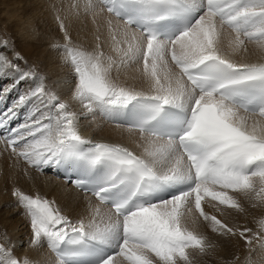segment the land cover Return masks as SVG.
I'll use <instances>...</instances> for the list:
<instances>
[{
	"label": "snow or ice",
	"instance_id": "6c2138e0",
	"mask_svg": "<svg viewBox=\"0 0 264 264\" xmlns=\"http://www.w3.org/2000/svg\"><path fill=\"white\" fill-rule=\"evenodd\" d=\"M85 11L106 29L92 50L74 44L57 17L65 43L53 47L72 78L70 100L56 82L21 68L19 52L13 59L0 52V78L35 85L0 115V141L32 169L73 172L69 182L96 201H88L87 220L73 222L54 200L15 188L30 244L46 242L57 264H192L190 251L211 245L189 218L264 242L204 207L242 211L234 194L264 205V0H88ZM250 44L261 61L234 58ZM131 66L140 87L119 79L120 68ZM26 106L24 122L9 128ZM83 112L126 124L143 155L83 137ZM258 226L264 232V219ZM0 264L34 262L0 243Z\"/></svg>",
	"mask_w": 264,
	"mask_h": 264
},
{
	"label": "bare ground",
	"instance_id": "6f19581e",
	"mask_svg": "<svg viewBox=\"0 0 264 264\" xmlns=\"http://www.w3.org/2000/svg\"><path fill=\"white\" fill-rule=\"evenodd\" d=\"M87 3L88 0H73L70 5L66 4L64 0H52L51 2H47L46 0H29L25 4L28 7L26 11L25 6H19L20 0H0V41L7 40L9 42L7 48H0V52H3L9 59H13L14 54L19 52L23 57L22 60L18 61L21 68L24 70L34 68L38 73L48 77L49 83L56 82L61 98L70 100L71 93L69 88L71 87L72 79L68 75L69 69L61 60V54L48 48L37 53L40 47L39 41L42 37H46L45 33L42 32L45 30L40 31V28L42 26L46 27L47 32L58 30L59 25L57 22L59 20L57 17L61 19V16L66 15L65 18H69L72 14H75L77 18H71H74V26L83 34L81 41L87 45L95 46V35L98 31L106 34V29L102 17H98L94 21L92 13L85 11ZM38 16L40 17L38 20L39 33L35 30L36 27H30L32 25L30 22H33ZM248 49L247 53H241L234 58L245 61L262 58L261 53L254 45H248ZM105 51L106 53L108 52L107 47H105ZM14 62L17 61L14 60ZM135 75V66L122 67L119 70L121 82L140 87L139 82L133 78ZM14 79L13 75L0 78V93H3L5 88H12V91L7 93L6 98L0 99V106L4 104L0 108L1 115L6 112L7 108L11 106L20 93L29 87L35 86L31 82H20L13 87ZM71 103L73 105L72 110L82 112L77 102L71 101ZM28 107L26 106L19 111L17 117L12 120V127H16L24 122ZM79 131L85 138L112 141L128 147L137 155H143L144 148L137 138L138 134L128 132L125 124L106 120L99 114L83 112L79 118ZM0 143L5 145L3 141H0ZM26 169L27 171H25ZM17 187L27 194H40L49 200H54L62 213L69 216L73 222L80 218L87 220L88 201L92 200L93 203H96L91 194L75 189L69 183L62 180L61 177H57L49 171H37L28 167L23 160H19L13 154L9 162L5 164L0 176V205L9 198L11 201L16 199L12 195V192ZM18 206L17 208L20 209V206ZM7 210V207L4 208L3 214ZM103 211H106V207H102ZM6 218H9V216ZM9 223V225H6L9 232L12 235H20L15 239L13 238L10 243L17 257L26 256L34 264H57V258L49 251L46 242H42L36 246L32 245L30 249L24 250L23 246L30 243L32 233L16 230V225L21 223L15 219L10 218ZM22 228L26 229L27 225H24ZM28 228L30 229V227Z\"/></svg>",
	"mask_w": 264,
	"mask_h": 264
},
{
	"label": "rangeland",
	"instance_id": "374dc122",
	"mask_svg": "<svg viewBox=\"0 0 264 264\" xmlns=\"http://www.w3.org/2000/svg\"><path fill=\"white\" fill-rule=\"evenodd\" d=\"M47 2H51L52 0H46ZM66 4L70 5L73 0H64ZM29 0H20L19 6H25V10L27 8L25 4H27ZM18 7V6H16ZM65 16H61V19L67 28L69 35L72 38V42L78 46H81L87 50H92L95 46L87 45L81 41L82 32L77 30L73 23H75L74 18H77L75 14H72L71 17L74 18H65ZM39 16L32 22H30V27L35 28L38 31V20ZM60 20L57 24H60ZM37 22V23H36ZM57 25V26H58ZM43 28V29H42ZM45 30V31H42ZM40 31L45 33L46 37H42L39 41L40 47L37 53L43 51V49H50L58 52L57 47H53V45H63L65 43L64 33L60 30V26H58V30L49 31L46 27L42 26ZM59 53V52H58ZM60 54V53H59ZM72 79V78H71ZM13 153L9 148L0 143V176L3 172L5 164L9 162V159ZM231 194V193H230ZM236 198L239 200L241 204L242 211H238L235 209H228L224 206H220V210L214 206L213 204H204L205 211L210 215H216L219 219L227 223L230 227L235 229L243 230L244 228L251 229V232L246 233L247 236H252L253 233H260V237L264 238V233L261 232L258 223L260 220L264 219V205H261L255 201H250L245 198L243 195L234 194ZM255 205V206H254ZM18 203L16 199L11 201L9 198L2 205H0V243H4L7 247L13 248L11 240L17 238V234L12 235L11 232L6 228V225H9L10 218L17 220L21 224H17V229L21 232H29L31 233V229H29V221L28 217L25 214L23 208H17ZM7 207V212L3 214V209ZM19 207V206H18ZM9 218H6L8 217ZM24 225H27V228L24 229ZM188 226L204 235L207 238V243L211 245V247L205 252L200 253L196 250H191L190 255L192 259V264H264V242L260 238H253L252 242L249 244L246 240L239 236L238 234L235 236H224L219 233L211 231L210 227L207 226L204 222L193 223L192 219L189 218ZM15 230V231H16ZM14 231V233H16ZM24 250L30 249L32 245L28 243L23 246ZM14 249V248H13Z\"/></svg>",
	"mask_w": 264,
	"mask_h": 264
}]
</instances>
